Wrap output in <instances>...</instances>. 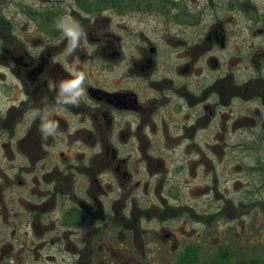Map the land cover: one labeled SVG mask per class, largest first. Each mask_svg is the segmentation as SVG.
Here are the masks:
<instances>
[{
  "label": "flooded vegetation",
  "instance_id": "flooded-vegetation-1",
  "mask_svg": "<svg viewBox=\"0 0 264 264\" xmlns=\"http://www.w3.org/2000/svg\"><path fill=\"white\" fill-rule=\"evenodd\" d=\"M74 69L86 95L58 104ZM243 189L264 190V0H0V264H195L232 252L214 232L259 208Z\"/></svg>",
  "mask_w": 264,
  "mask_h": 264
},
{
  "label": "rangeland",
  "instance_id": "rangeland-1",
  "mask_svg": "<svg viewBox=\"0 0 264 264\" xmlns=\"http://www.w3.org/2000/svg\"><path fill=\"white\" fill-rule=\"evenodd\" d=\"M249 162L252 164L254 161L252 157H249ZM234 190V189H233ZM240 190V189H238ZM238 190H235L234 197H237ZM221 191V190H220ZM254 192L252 194V200L250 203L259 204V208L255 209L254 214L248 216L249 218L242 221H236L234 227L226 225V221H221V224L217 226V231L214 232L219 238L224 240V234L228 237V246L232 252L228 253L231 264H243L247 263L255 258L264 257V209L261 205L264 203V190L258 189H243L241 192ZM252 208V206H250ZM254 207V206H253ZM245 226L244 234H242V226ZM237 235V236H236ZM251 241L254 244H251ZM224 244V243H222ZM220 243L216 244L214 249L207 247L197 255L195 264H212L219 256L224 252L220 251L223 246ZM189 262H194V256L189 255Z\"/></svg>",
  "mask_w": 264,
  "mask_h": 264
},
{
  "label": "clouds",
  "instance_id": "clouds-1",
  "mask_svg": "<svg viewBox=\"0 0 264 264\" xmlns=\"http://www.w3.org/2000/svg\"><path fill=\"white\" fill-rule=\"evenodd\" d=\"M56 27L62 31L63 35L67 38V45L65 48V55H72L77 48L83 44H87V34L80 24L75 21L71 16L61 17L56 22ZM71 79L62 80L58 83L56 101L58 104L69 105L72 107H79L82 99L86 95L85 82L86 73L83 71L71 72ZM34 118L39 116L41 124L39 131L44 136H53L58 128V123L49 120L46 113L35 111Z\"/></svg>",
  "mask_w": 264,
  "mask_h": 264
},
{
  "label": "trees",
  "instance_id": "trees-1",
  "mask_svg": "<svg viewBox=\"0 0 264 264\" xmlns=\"http://www.w3.org/2000/svg\"><path fill=\"white\" fill-rule=\"evenodd\" d=\"M191 259H189V257L187 258V261H189ZM215 264H231L230 259L228 258V253H224L223 255L219 256L216 260H215ZM247 263H243V264H264V257L262 258H255L252 259L250 261H246Z\"/></svg>",
  "mask_w": 264,
  "mask_h": 264
}]
</instances>
